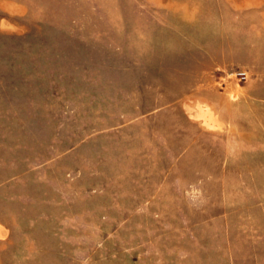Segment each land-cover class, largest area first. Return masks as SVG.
<instances>
[{
	"label": "rangeland",
	"instance_id": "1",
	"mask_svg": "<svg viewBox=\"0 0 264 264\" xmlns=\"http://www.w3.org/2000/svg\"><path fill=\"white\" fill-rule=\"evenodd\" d=\"M0 264H264V0H0Z\"/></svg>",
	"mask_w": 264,
	"mask_h": 264
}]
</instances>
